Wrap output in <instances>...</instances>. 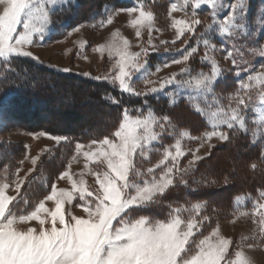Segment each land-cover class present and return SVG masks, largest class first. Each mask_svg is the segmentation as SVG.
<instances>
[{"label": "snow or ice", "instance_id": "1", "mask_svg": "<svg viewBox=\"0 0 264 264\" xmlns=\"http://www.w3.org/2000/svg\"><path fill=\"white\" fill-rule=\"evenodd\" d=\"M204 5L210 8L212 15V23L205 25L204 32L200 34L201 37L208 34L207 38L202 39L204 53L201 62L210 66L209 72L201 70L193 76L192 70L186 66L181 73L172 74L158 87H148L147 91L138 92L133 87L134 72H141L144 68L142 76L154 74L144 67L148 51L142 49L141 52L132 53L129 51V41L123 39L122 44L113 43L109 46V55L116 57L110 83L117 86L121 93L137 97H147L162 91L166 86H174V91L181 99L196 102L194 111L205 117L210 130L205 131L202 137L192 136L188 131L176 133L177 139L163 149L159 162L147 168L151 180L143 179V183H139L138 180L143 177L137 168L136 157L146 159L154 142H159L165 134L172 135L176 129L169 115L158 116L151 109L145 111L143 108L135 110L139 113L137 115L124 108L118 126L110 137L93 140L88 145L75 144L77 154H82L86 160L102 161L106 165V170H89L95 176L98 185L96 191L89 190L83 178L75 180L68 171H63L58 179L67 178L71 185L70 191L58 190L53 183L50 194L31 211L18 214V204H14L17 197L6 194L8 183L0 184V264H250L242 250L230 251L233 241L221 236L218 227L207 236L193 239L200 231L202 221L209 219L206 215L197 219L204 208L202 202L193 203L190 207H172L168 218L164 220L153 219L145 214L153 205L162 203L160 198L176 183L175 173H181L179 183L187 185L185 174L201 159L192 152L193 158L188 161V166L179 168V159L186 155L181 147L184 137L201 140L202 143L214 137L221 142H229L239 133L250 136L253 145L258 141L264 144V64L257 66L259 71L249 73L244 81H239V90L224 98L227 104L216 91L218 81L223 79V70L214 53L222 52L223 59L230 60L235 67L236 54L241 51L237 42L248 35L244 0H183L179 4L170 3L168 16L171 18V27L175 29L176 39L183 37L181 42L187 44L188 36L185 34H196L197 26L202 24L197 10ZM75 7H78L75 0H0V61L5 62L3 66L10 69L11 60L16 57L38 59L26 49L37 42L42 45L45 35L55 27L53 17L56 13ZM178 11L185 14L183 18L173 17L172 14ZM121 12L131 17L129 23L136 29L137 38L144 27L151 35L154 14L146 10L143 4L107 12L100 21L101 26L110 25L113 15ZM259 25L258 30L264 32V16ZM81 27L77 25L71 32H78ZM213 36L220 39L219 45L213 41ZM148 43L151 44V39ZM198 50L199 46L184 48L181 58L167 62L163 67L180 63L187 65ZM252 51L255 54L256 49ZM258 54L264 57V46L258 48ZM159 70L158 66L156 71ZM62 71L67 73L71 69L64 68ZM103 79L109 80V77ZM143 82L146 85L153 83L147 78ZM254 84L260 85V108L253 109V115L248 117V110L253 108L249 102V92ZM200 99L205 101L206 107L198 102ZM111 102L120 103L115 97ZM177 103L179 100L175 97L169 101L171 106ZM48 138L58 143L66 139ZM86 147L89 151H82ZM4 155L0 153V157ZM259 157L264 161V148H261ZM169 160L171 164L167 163ZM36 162L33 158L34 166ZM162 165L164 167L157 178L155 169ZM84 167L88 169V164ZM251 168L256 169L257 164L252 163ZM3 170L8 171L7 164ZM19 171L17 168V174ZM22 184V180L16 183L18 195ZM74 199H78L76 207L82 210L83 215L66 212L65 204L71 205ZM241 199L240 196L235 197L236 203L239 204ZM46 201L54 202V208L46 207ZM23 203L28 204L29 201L25 198ZM182 212L188 213L187 219L181 215ZM240 215H248V212L242 211ZM251 215L257 218L253 223L258 224V239L264 242V190H259V199L253 205ZM33 221L36 222L34 225L31 223ZM254 246L248 245L250 248Z\"/></svg>", "mask_w": 264, "mask_h": 264}, {"label": "rangeland", "instance_id": "2", "mask_svg": "<svg viewBox=\"0 0 264 264\" xmlns=\"http://www.w3.org/2000/svg\"><path fill=\"white\" fill-rule=\"evenodd\" d=\"M133 1V0H132ZM149 2V7L145 9L151 10L154 14V19L152 21V32L151 35L147 27L141 29V35L139 38L136 37L135 32L136 29L131 27L130 20L131 17L127 15V13L121 12L119 15H113V22L110 25L101 26L100 22L97 23H82L80 30L78 32H71V29L62 32L58 31L57 35H53L56 31V27L50 32L45 35V39L42 45L37 42L34 46H29L26 50L31 51L34 56L38 59H32L40 64H44L47 67H50L57 71H62L64 68H70L71 71L67 72L69 74H74L77 76H82L89 79H94L97 81H106L110 83V77L113 74L114 65L116 62V57L114 55H109V46L113 43L115 44H122L123 39H127L129 41V51L132 53L141 52L142 49H147L148 56L145 58L147 60V64L144 66L148 69L149 73H154L151 75L142 76L141 72L144 71V68L141 69V72H134L132 77L133 87L138 92L147 91L148 87H158L159 83L164 81L166 78L170 77L172 74H179L181 70L186 66L192 70L190 66V60L185 63L180 64H171L169 67H163V65L167 62L172 60H176L181 58L183 55L184 48H191L195 46H199V51L204 52V48L202 45V39L207 38L208 34L205 33L204 37H201V33L204 32V28L200 30L199 26H197V32L195 35H190L186 33L185 35L188 36L187 44H183L181 41L184 39L181 37L180 40L176 39L175 29L171 27V18L168 16V7L170 3H182L183 0H163L166 2L167 6L153 4L155 0H147ZM264 0H244L247 10V29L248 35L243 38L242 41L237 42V47L241 50L238 52L237 55V65L235 67H240L241 63H246V59L248 57L247 54L250 56L253 54V49L257 51L258 58L260 57L258 54V48L260 46H264V32L259 31V21L263 16L264 4H262ZM134 2V1H133ZM255 3L260 4L259 8L256 10V14L252 18V11H254L253 5ZM140 5V3H139ZM138 4H132L129 7H137ZM113 9L108 10L111 12ZM204 12L207 13L208 16L212 19L211 10L207 5L202 6L200 9L197 10V13ZM188 14H191V8L188 9ZM224 13H221L223 15ZM174 18L180 19L184 17L183 12H174ZM206 16V17H208ZM207 19V18H205ZM209 24V23H208ZM76 27V26H75ZM215 27V25H214ZM69 32L71 34L69 35ZM262 37V41L259 43L258 39ZM253 38L257 41V43H253ZM149 39H151V44H149ZM213 41L219 45L220 39L218 37L213 36ZM162 41L167 42L166 44L162 43ZM175 41V43H173ZM180 42V43H179ZM181 44L179 49H173L174 45ZM258 44V45H257ZM102 48V51H97L96 49ZM165 48L168 50L165 51ZM177 48V46H176ZM161 50V51H160ZM159 53V60L158 62H152L151 57L154 54ZM222 52H215V58L217 59L218 63H225L226 61L221 58L220 54ZM219 54V55H218ZM201 57L199 61H201ZM29 58V57H28ZM222 61V62H221ZM3 61H0V64ZM202 63V62H201ZM151 64L153 66H151ZM204 64V72L210 71V66L206 63ZM264 64V63H262ZM260 65V64H258ZM160 67L159 71H156L157 67ZM221 66V65H220ZM153 67V68H152ZM247 69V71H245ZM243 70L232 71V79L231 83H228L225 79L226 71H223V79L218 81L216 89H226L227 92L232 91L233 85L235 86V91L231 94H234L239 90V81L234 80V76H243L244 81L245 78L249 75V73H254V71H259L257 65L253 68H245ZM200 71H193L192 74L195 76ZM239 72V75H237ZM66 73V72H65ZM108 76L109 80L103 79V77ZM97 77H101V79H96ZM147 78L148 80L152 81L153 83L150 85H146L143 81ZM180 77L178 76V79ZM225 80V81H223ZM234 82V83H232ZM186 87H194L193 86H186ZM118 88V87H117ZM55 93H60L58 88L54 89ZM127 94V93H125ZM130 95V94H128ZM149 95H156L157 97H165V99H173L174 97L179 100V102L184 101L188 105H190L193 109L195 107L196 102H189L188 100L181 99L176 91H174V86H166L162 91H159L154 94ZM260 85L254 84L252 89L249 92L250 96V104L253 106L252 109H249L247 112V116L251 117L253 115V109L260 108ZM133 96V95H132ZM220 96V95H219ZM143 97V96H141ZM223 99V102L227 104V100L224 101L225 96H220ZM67 99H63V96H60V101L64 106H62V110H67L68 105H72L69 97ZM202 106H205V101L200 99L198 101ZM235 101H233V104ZM88 107L86 110L89 111V108L97 106V103L92 100L88 99L87 103H85ZM66 106V108H65ZM199 114V113H198ZM110 114H108L109 116ZM28 116V115H27ZM39 118L45 123H49L50 115L48 113H40ZM194 117H192L193 119ZM205 120V117H202ZM37 119V117H36ZM35 119V120H36ZM35 120H30L28 123H21L19 128H12L3 133H0V142L8 143V144H17L18 146H22L24 150V156L20 157L23 160V163L20 164L19 168L20 171L17 174L16 167L12 168L8 166V171L5 172L3 167L0 168V184L8 183L9 189L7 190L6 194L9 196L17 197V201H14V204L19 203L20 197L24 195L26 186L31 182L33 176L37 174L39 171H48V176H52V182L56 184L57 189H65L71 190V185L68 182L67 178L64 180H59L58 176L63 171H68L70 175L73 176L75 180H79L81 178L84 179L86 182V187L91 191H96L98 189V185L95 182V176L91 174L89 170H96V169H105L106 165L102 161L97 160H86L82 154H77L75 150V146L73 150L70 152L68 157H64L62 161L63 163H57L61 159L58 157L60 155V151L57 153V148H60L64 139H61L59 143L55 139H49L48 137H62L59 135L50 134L49 132H45L42 130L39 131H31L28 130L27 127L30 125L35 124ZM106 120L108 118L106 117ZM195 120V118H194ZM249 127H251V121H248ZM207 124V123H206ZM209 127V125L207 124ZM187 131V130H181ZM189 132V131H188ZM42 133L44 135H42ZM63 138V137H62ZM188 140L190 142H188ZM89 142H81L84 145H88ZM159 142H154V146L159 144ZM257 144H260L264 147V144L260 143L259 141ZM228 142H221L217 138H213L211 141L203 142L201 140L196 141L193 139H188L184 137L181 141L182 150L185 151L186 155L179 159L178 166L179 168L183 169L188 166V161L191 160L192 152H195L198 159L196 163L192 166L194 168H205L208 165L212 164L215 159L220 158L224 162H226L227 166L232 170L233 163H230L232 158L234 161L238 159L236 153L233 154V157L228 159ZM27 146V147H25ZM148 152L147 158H142L137 156L135 159L136 165L138 170L142 173V179H139V183H143V179L151 180V176L147 173V168L153 167L155 164L159 162L162 158V155L156 157L154 163H149V160L152 158L153 151L155 147ZM95 148V145L93 146ZM199 148V151L196 149ZM82 151H89L86 147ZM174 152V149H173ZM58 155V156H57ZM221 155V156H220ZM75 156V159H73ZM36 159V165L32 164V159ZM227 158V159H226ZM56 159L58 161H56ZM53 160V161H52ZM233 162V161H232ZM171 164L169 160L167 162ZM85 164H88V169H85ZM206 164H208L206 166ZM163 165L161 168L155 169V174L158 178L161 170L163 169ZM12 168V169H11ZM189 170V171H190ZM45 172V173H46ZM47 174V173H46ZM81 174H83L81 176ZM179 172L175 173V179L177 180ZM214 178V177H213ZM23 181V184L20 189L19 195L15 191L16 183ZM226 181V180H225ZM216 181L208 180L207 187L210 189L209 192L201 193L200 196L202 198V203H204V208L201 211V216L197 217V219H202L203 216L209 217L208 220L202 221V225L200 231L196 233V236L193 239L202 238L203 236H207L210 234L212 230L215 228H219L220 235L231 239L233 241L232 246L230 247V251L232 249L242 250L245 256L249 259L250 264H264V242L258 239L259 237V226L256 223H253L254 219H257L251 215V210L256 200L259 199V195L255 197L251 196H241L242 199L240 200L239 204L235 201V210L231 211L228 204L229 198L232 196V187L238 185L239 183L233 184V178L230 177V180L227 181ZM175 185V184H174ZM173 187V186H172ZM171 188V187H170ZM38 193H34L37 195ZM40 199L37 202L32 201L31 204H23L25 205L26 211H31L40 200L44 199V197L49 193H40ZM46 207L53 209L54 202L46 201ZM79 203L78 199H74L72 204H65V210L71 211L76 215H83V212L80 208L76 207ZM227 203V204H226ZM230 203V202H229ZM13 205H10L12 207ZM25 211V212H26ZM242 211H247L248 215H240ZM18 214L22 212L17 209ZM185 214V213H184ZM182 215V214H181ZM185 219L186 216L182 215ZM33 225L36 223L35 221L31 222ZM20 227H25L21 225ZM249 244H254V247H248Z\"/></svg>", "mask_w": 264, "mask_h": 264}, {"label": "trees", "instance_id": "3", "mask_svg": "<svg viewBox=\"0 0 264 264\" xmlns=\"http://www.w3.org/2000/svg\"><path fill=\"white\" fill-rule=\"evenodd\" d=\"M133 1L75 0L78 7L60 11L53 17L56 27H54L56 31L53 35H57L58 31L66 32L82 23L99 24L105 18L108 10L111 9L126 8L133 3L143 4L146 8L150 6V1L147 0ZM153 4L167 6L163 0H155ZM262 4H264V1ZM259 6L260 4L258 3L253 5L252 18ZM197 16L202 20V24L199 26L200 30L208 23H212V19L207 13L199 12ZM258 40L260 43L262 37ZM254 42L257 43L253 38ZM180 46L181 44L177 43L173 49H179ZM203 53V51L198 50L190 58L189 62L193 71L204 70L205 65L199 61ZM219 54L222 58L223 53ZM246 56L248 57L246 63H241L238 68L234 67L230 60L220 63L222 70L227 72L225 79L228 83H231L232 71L245 68L253 69L256 65L264 63V58L257 57V51L255 54L253 53L250 56L247 54ZM158 60L159 53L152 55V62L155 63ZM4 63L0 64V133L12 128H19L21 123L26 124L37 117L35 124L27 127L28 130H42L66 138L61 147L56 150L57 153L60 151V155H57L61 158L57 162L58 164L65 161L63 158L70 155L77 142H89L101 140L106 136L110 137L118 126L124 108L137 115L139 114L135 112L137 109L143 108L145 111L151 109L158 116L169 115L173 121L176 131L172 135L165 134L160 143L154 146L155 149L149 163H154L157 159L156 157L162 155L163 149L175 142L177 139L176 133L179 131L185 129L192 136L202 137L205 131L210 130L202 116L184 101L171 106L169 99L167 100L165 97L128 95L121 93L117 86L109 82L57 71L28 57L13 58L10 69L4 67ZM151 66L153 65L151 64ZM239 78L240 80L244 79L243 76H234L236 82L240 81ZM56 88H58L60 93L54 92ZM233 90L235 91L234 85L229 93L226 89H216L220 96L224 95L225 97L230 95ZM60 96H63V99L69 97L68 99L71 101L72 105H68L66 111L62 110L64 105L59 99ZM113 97L118 99L120 103L113 104L111 102ZM88 99H92L97 103V106L89 108V111L86 110L88 107L85 104ZM45 112L51 117L49 123H45L42 118H39L40 113ZM108 114L110 115L108 116ZM106 117L108 120H106ZM188 142L190 141L188 140ZM228 143V159L232 158L235 153L238 157L236 161L233 158L230 160V163H233L232 170L227 166L226 162L218 158L212 164H206L208 166L205 168L196 167L185 174V179L188 181L187 185L179 183L181 173L178 174L175 185L165 193L164 197L160 198L162 203L153 205L151 210L145 214L153 219L164 220L168 218V213L172 207H190L193 203L202 202L200 194L210 191L207 187V181L213 179L216 181H229L231 177L233 178V184L239 183L232 187V196L227 201L229 204L227 206H229L231 211L235 210V197L258 196L259 190H264V161L259 157V152L264 147L260 144L253 145L250 142V136L239 133ZM24 150L22 146L17 144L0 142V153L5 154L0 157V168L4 167L5 164L12 168L19 167L21 164L20 157L24 156ZM56 161L58 160L56 159ZM252 163L257 164L256 169L251 168ZM45 172L44 170L39 171L26 186V192H24V195L18 201L19 203H17L19 210L22 212L26 211L25 205L24 207L22 206V200L26 198L29 201L28 204L32 205V201L37 202L40 199V196H42L40 193H49L51 191L53 178L48 176V171L46 172L47 174ZM34 193L38 194L34 195ZM181 214L188 217L187 212H182Z\"/></svg>", "mask_w": 264, "mask_h": 264}]
</instances>
